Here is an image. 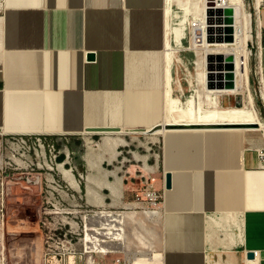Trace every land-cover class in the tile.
I'll return each instance as SVG.
<instances>
[{
  "label": "crops",
  "instance_id": "0c3cea01",
  "mask_svg": "<svg viewBox=\"0 0 264 264\" xmlns=\"http://www.w3.org/2000/svg\"><path fill=\"white\" fill-rule=\"evenodd\" d=\"M164 7L166 0H3L0 135L72 124L50 121L59 114H76L75 125L127 119L121 100L127 94L121 89L135 81L132 62L141 65L137 74L144 85L125 91L155 92L161 107ZM260 19L262 51L256 68L262 89L264 7ZM91 53L96 58L89 61ZM221 101L233 105L225 96ZM233 128L238 127L197 124L163 136L162 154L151 174L163 194L154 219L163 264H264V162L256 150L244 148L248 134ZM117 172L123 181L117 186L114 175L107 178L111 187L103 175L94 177L97 197H89L86 180L89 206L132 205L146 173ZM167 173L172 174L170 189ZM115 188L123 192L118 200L112 195ZM251 251L258 253L250 258Z\"/></svg>",
  "mask_w": 264,
  "mask_h": 264
},
{
  "label": "rangeland",
  "instance_id": "374dc122",
  "mask_svg": "<svg viewBox=\"0 0 264 264\" xmlns=\"http://www.w3.org/2000/svg\"><path fill=\"white\" fill-rule=\"evenodd\" d=\"M245 1L251 31L250 79L256 107L264 122V104L256 68V23L261 21L260 12L258 15L255 13L253 0ZM174 8L181 9L179 5ZM192 18L191 14L189 20ZM190 28L188 24V31ZM173 47V93L187 95L196 92L195 78L200 71L197 65L198 51L190 46V40ZM224 96L232 106L246 105V97ZM222 105L231 106L224 102ZM248 133L245 147L256 151L264 149V130ZM6 138V135H0V264H140L137 262L139 259H150L159 250L158 226L154 219L144 220L143 214L146 212L137 207L112 208L108 206L109 202L91 207L86 202L85 185L89 169L84 159L86 146L82 135H46L45 142L56 147L53 152L47 144L45 151L41 147L29 150ZM100 138V134L92 135L94 143ZM125 139L128 140L127 144L117 148L116 160L101 163L104 170L120 168V174L128 169L139 172L144 165L136 160L137 157L145 158L147 166H151L157 159V153L162 154L163 138L160 134L138 132L125 135ZM67 152L70 153L72 166H76L82 174L80 177L74 172V179L81 187L82 199L79 194L74 199L73 190L66 191L68 183L58 170L57 164L65 160ZM60 153L63 159L55 161V154ZM65 167L69 169L70 165ZM141 190L140 182L136 193ZM104 212L113 214L116 220L110 225L102 224V221L109 223L108 218L101 217ZM125 215L132 217L126 219ZM137 218L140 220L137 221ZM88 226L106 233L93 234ZM118 260L120 263H117ZM141 264L148 263L143 261Z\"/></svg>",
  "mask_w": 264,
  "mask_h": 264
},
{
  "label": "bare ground",
  "instance_id": "6f19581e",
  "mask_svg": "<svg viewBox=\"0 0 264 264\" xmlns=\"http://www.w3.org/2000/svg\"><path fill=\"white\" fill-rule=\"evenodd\" d=\"M175 5L177 6L179 5L181 9H175L174 8ZM226 8H231L233 11L232 14L233 20L231 24L226 23L225 20H218V21L215 20L212 23H209L208 21H206V0H166V7H164L163 10V26L165 28V34H164L165 44L163 48H164V54L167 53V55L164 56L165 64L163 65V72L165 76V83L162 88V94H161L162 100H160L161 107H158L159 100L156 99L154 95L155 92L143 91V92L135 93L133 91L131 92L125 91V89L129 90L128 87L133 84H136L138 87L141 84L144 85V83H141L140 79H138V74H137L141 69V65L139 63H133L131 61L132 62L131 68L134 69V71H132L131 77L133 78V75H135V81L133 84H130L127 87H123L124 89L123 88L121 89V94L122 93L127 94V97L125 99H123V97L121 99L128 113L127 119L119 120V121H113V120L96 121L94 119H89L87 121L82 120V123L75 125L74 122L76 120L75 117L77 116L76 114H73L71 117H69V115L63 116L59 114L57 115V117L54 116V118H50V121L63 122V120H72L71 121L72 124L42 125L41 127L38 128L24 129L21 130L22 133H14V134H40V135L80 134L82 135L86 146V153L84 155V159L87 162L89 169V174L87 176V188L90 197V195L91 194L94 195V193L95 196L97 195L94 186L95 183L94 177L96 178V175L98 173L103 175L105 180L104 183L105 186L110 184L107 180L110 174L115 176L116 178L115 181H118L116 182V186L117 183L118 185H120L121 182H123L122 177L117 174L118 173L117 170H119L120 168L107 171L104 170L101 163L103 161L112 163L114 160H116L118 156L117 148L119 146L127 144L128 140L126 141L125 139V135L127 134L144 132V133H151L153 135L160 134L162 135L163 138V136L167 132L175 131L178 129L181 130L189 129L197 124L222 125V126L224 125V126H232V127L234 126L238 128H233V129L242 131L243 133H245V135L249 134L248 132L250 131L264 130V122L261 119L258 109L256 107V99L252 91V84L250 79L251 68L249 62L250 60L249 38L251 35V31L249 27L250 20H249L248 4L245 0H229L227 2V5L224 7V10ZM253 9L255 13L258 15L259 12L261 11V0H253ZM191 14L193 15L194 18L193 20L197 22L198 26L191 27L190 31H188V24H190L191 26V23L193 21V20H189V16ZM261 25H262L261 21L258 20L256 23L258 61L260 60V54L262 51L260 46ZM229 26L232 29L231 40H227L228 35H230V33L228 32ZM171 37L173 43H171ZM189 40H190V46L198 51L197 65L200 68V71L197 73V76L195 78L196 87H197L196 95L193 92L187 95H175L173 93L174 86H173V72H172V51L174 50L173 46L174 45L179 46V43L189 42ZM126 48L132 49L133 47L126 46ZM229 58L232 59V63L234 65L233 74H234L235 86L233 88H214V89L210 88L208 86L210 82L215 83L219 79L224 80L225 76L228 74L229 70L227 69L226 65L228 63ZM260 72L261 70L259 67L257 70V74H260ZM136 75H137V79H136ZM86 89H90V88H86ZM261 90H262L261 99L264 104L263 84ZM118 92L120 93V91ZM84 93L86 94L92 92H84ZM224 95H229V96L239 95L242 96L243 98L246 97L245 99L246 105L224 106L222 105V101H221ZM196 113H198L199 115L198 118H195ZM95 125H97L98 127H93ZM105 127H118L120 128V130L105 131V132L104 131L94 132L89 130L91 128H105ZM93 134L101 135V138L97 143H94L92 139ZM247 137L245 139V144L247 141ZM245 144L244 146H246ZM95 146H97L96 149H94ZM140 158L137 157V159ZM58 170L62 173L63 177L69 182L72 188L76 190L79 189V183L75 181L74 177L71 174L70 169L64 167L63 162L59 163ZM111 186L109 185L108 187ZM114 187L115 186H113V188ZM113 190L114 189H112V191ZM122 193L123 192L121 191L120 188L118 189L115 188L114 194L112 195L115 197V200H118L121 197ZM101 198H99V200ZM100 205L101 204H99V206ZM130 215L129 216L125 215V218L131 219L132 216L133 218L135 216V215L132 216ZM143 215H144V220L145 219L152 220V219H156V217H159L158 211L146 212ZM101 217L108 218L109 223H105L104 221L101 222L102 219L99 218L100 222L102 224L104 223L105 225H110V222L113 223V221L116 220L115 219L116 217L113 218V214H110L108 212L102 213ZM99 219L97 220L99 221ZM139 220L137 218V221ZM142 223H146V221ZM88 229L90 231H93V234L99 233L101 235L102 234L104 235L106 233V232L98 231L94 227H89ZM89 235L91 236L90 233H88V236ZM112 235H114V233ZM103 249L102 251H104ZM163 257H164L163 252L158 250L152 255V258L150 259L141 258L137 262L140 264L143 263V261L148 264H163L164 263Z\"/></svg>",
  "mask_w": 264,
  "mask_h": 264
},
{
  "label": "built area",
  "instance_id": "2783aa9c",
  "mask_svg": "<svg viewBox=\"0 0 264 264\" xmlns=\"http://www.w3.org/2000/svg\"><path fill=\"white\" fill-rule=\"evenodd\" d=\"M2 1L0 0V11H1V6H2ZM229 0H206V21H208L209 23H212L215 20H224L225 15H224V7L227 5V2ZM264 7V0H261V8ZM209 11V13H208ZM194 18H192L193 20ZM197 22L196 21H192L191 23V27H197ZM6 139L7 140H11V143L17 144V145H21L24 148H28L29 150H31V148L33 147L34 149H37L38 147H41L44 151L46 149V145L48 146L49 150L51 152L56 151V147L54 144H48L45 142V138L46 135H40V134H8L6 135ZM120 147V146H119ZM122 153V152H120ZM258 156L260 158V160L262 162H264V149H260L257 150ZM61 155V153L55 154L54 158L55 161H57V159H59V156ZM161 157V155L159 153H157V159L156 161L159 160V158ZM130 160V159H129ZM138 162L141 161L143 163V167L141 169H143V171L139 172L141 174H143V172L146 173V175L142 176L143 178V187L142 190L140 192H137L135 194V198L134 201L132 203V205L127 206L126 208L131 209V208H139L141 209L143 212H150V211H159L161 210V205H162V198H163V194L162 191L157 189L154 185V178L151 176V174L153 173V165L151 166H147L148 165V161L144 160L143 158L140 159H136ZM64 167L69 164L70 165V171L72 176L75 178V171L77 172V174L82 177L81 172L79 171V169L75 166H72L71 163V156L70 153L67 152L65 153V160L63 161ZM146 164V166H145ZM59 165V163L57 164ZM64 178V177H63ZM65 179V178H64ZM66 180V179H65ZM66 182L68 183V185L70 186L69 182L66 180ZM65 186L66 187V191L68 192L70 189L73 190L72 191V197L74 199H76V194H79V196L82 199V195H80L81 192V187L79 185V189H73L71 186V188L69 186ZM257 251H255V254L257 255ZM117 263H120V260L117 261Z\"/></svg>",
  "mask_w": 264,
  "mask_h": 264
},
{
  "label": "water",
  "instance_id": "95a60500",
  "mask_svg": "<svg viewBox=\"0 0 264 264\" xmlns=\"http://www.w3.org/2000/svg\"><path fill=\"white\" fill-rule=\"evenodd\" d=\"M224 15H225V18L224 20L226 21V23L228 24H231L232 23V14H233V11L231 8H226L224 11ZM228 32L230 33V35H228L227 37V40H231L232 39V29L231 27L229 26L228 27ZM96 57H95V54L94 53H91L88 55V59L89 60H94ZM227 69L229 70L228 74L225 76L224 80L223 79H219L217 82L213 83V82H210L208 84V86L210 88H233L235 86V81H234V74H233V69H234V65L232 63V59L229 58L228 59V63L226 65ZM229 127V126H227ZM91 131H94V132H105V131H114V130H120V128L118 127H105V128H91L89 129ZM166 188L167 189H170L172 188V174L171 173H167L166 174ZM254 252L251 251L248 256L250 258H253L254 257Z\"/></svg>",
  "mask_w": 264,
  "mask_h": 264
},
{
  "label": "trees",
  "instance_id": "16d2710c",
  "mask_svg": "<svg viewBox=\"0 0 264 264\" xmlns=\"http://www.w3.org/2000/svg\"><path fill=\"white\" fill-rule=\"evenodd\" d=\"M59 159L62 160V159H63V155H60V156H59Z\"/></svg>",
  "mask_w": 264,
  "mask_h": 264
}]
</instances>
